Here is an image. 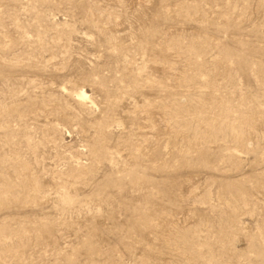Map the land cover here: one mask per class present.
<instances>
[{
  "label": "rangeland",
  "instance_id": "obj_1",
  "mask_svg": "<svg viewBox=\"0 0 264 264\" xmlns=\"http://www.w3.org/2000/svg\"><path fill=\"white\" fill-rule=\"evenodd\" d=\"M0 264H264V0H0Z\"/></svg>",
  "mask_w": 264,
  "mask_h": 264
}]
</instances>
